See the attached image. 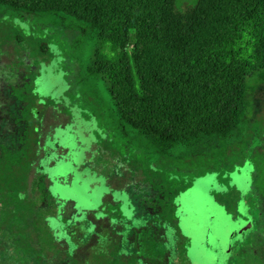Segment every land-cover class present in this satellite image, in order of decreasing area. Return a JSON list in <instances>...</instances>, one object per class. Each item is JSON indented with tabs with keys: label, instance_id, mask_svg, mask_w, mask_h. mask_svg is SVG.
Segmentation results:
<instances>
[{
	"label": "trees",
	"instance_id": "16d2710c",
	"mask_svg": "<svg viewBox=\"0 0 264 264\" xmlns=\"http://www.w3.org/2000/svg\"><path fill=\"white\" fill-rule=\"evenodd\" d=\"M0 6L32 15L59 13L76 21L82 36L96 37L99 49L89 72L101 77L124 124L149 140L151 149L192 158L224 151L236 159L231 169L247 164L243 147L264 81V0H198L183 10L177 0H0ZM27 38L23 30L0 29V58L7 46L18 44L17 60L0 62V123L7 122L13 143L0 149V250L16 264H115L114 253L106 260L105 250L97 248L101 232L116 244L108 237L112 230L98 233L95 223L97 243L79 261L75 251L81 245L70 255V246H61L48 227L49 218L63 217L64 206L46 196L50 179L38 172L41 151L48 149L41 145L47 106L34 95L38 68L16 66ZM254 77L258 87L249 86ZM257 182L252 198L262 201L254 206L263 207L264 215V183ZM233 240L249 247L242 264H264V219L234 233L230 256ZM187 253L184 247L182 255Z\"/></svg>",
	"mask_w": 264,
	"mask_h": 264
},
{
	"label": "rangeland",
	"instance_id": "374dc122",
	"mask_svg": "<svg viewBox=\"0 0 264 264\" xmlns=\"http://www.w3.org/2000/svg\"><path fill=\"white\" fill-rule=\"evenodd\" d=\"M197 1L177 0V7ZM11 10L0 6V29L23 30L28 37L16 66L38 68L34 95L47 106L41 145L48 140L52 151L47 156L41 151L46 158L38 172L51 181L46 196L64 206L63 217L48 219L61 246L70 244L71 255L81 245L75 251L79 261L89 257L100 238L96 247L105 250L106 260L114 253L115 264H242L249 247L233 240L230 256V240L243 225L259 227L264 219L263 207L254 206L259 199L252 198L257 181L264 183L263 168L257 180L264 164V81L260 87L257 77L248 82L258 89L243 147L247 164L231 169L236 159L223 150L195 158L177 150L161 155L124 124L105 82L89 72L99 49L96 37L82 36L79 24L59 13ZM17 46L5 48L1 64L17 60ZM11 139L7 122L0 123V149L11 146ZM62 156L56 166L51 163ZM95 223L98 233L112 230L108 237L116 244L107 241L106 232L92 236ZM0 264L16 263L3 249Z\"/></svg>",
	"mask_w": 264,
	"mask_h": 264
},
{
	"label": "water",
	"instance_id": "95a60500",
	"mask_svg": "<svg viewBox=\"0 0 264 264\" xmlns=\"http://www.w3.org/2000/svg\"><path fill=\"white\" fill-rule=\"evenodd\" d=\"M252 227V222H249L245 225H243L241 228L237 229L236 232H242V231H247L248 229H250ZM224 236V239H227V235H223Z\"/></svg>",
	"mask_w": 264,
	"mask_h": 264
},
{
	"label": "flooded vegetation",
	"instance_id": "af4514ba",
	"mask_svg": "<svg viewBox=\"0 0 264 264\" xmlns=\"http://www.w3.org/2000/svg\"><path fill=\"white\" fill-rule=\"evenodd\" d=\"M48 141V140H47ZM47 141H46V143H47ZM45 143V144H46ZM49 151H52L50 148H48L47 150H46V156H47V154H48V152ZM46 158V157H45ZM62 158H63V156L62 157H59V159H56L55 161H53V162H51L53 165H55L56 166V164L57 163H59V161L60 160H62ZM44 159H41V161H43ZM71 183V182H70ZM69 246H70V244H69ZM79 248H76V251L78 250Z\"/></svg>",
	"mask_w": 264,
	"mask_h": 264
}]
</instances>
